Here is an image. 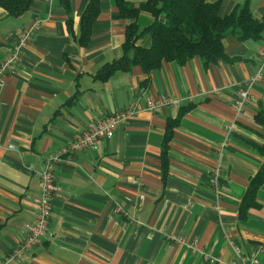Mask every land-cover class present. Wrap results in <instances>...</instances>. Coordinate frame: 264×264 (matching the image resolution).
<instances>
[{"label": "crops", "instance_id": "obj_1", "mask_svg": "<svg viewBox=\"0 0 264 264\" xmlns=\"http://www.w3.org/2000/svg\"><path fill=\"white\" fill-rule=\"evenodd\" d=\"M220 2L221 15L246 0ZM135 7L143 0H130ZM264 18V0H249ZM88 0H71L72 24L60 0H34L11 18L0 8V61L35 19L41 28L7 75L0 100V264H233V241L250 264H264V185L260 207L241 218L252 178L264 165V69L243 111L234 100L261 66L260 40H224L231 61L206 66L196 57L164 63L146 75L139 66L109 81L94 76L122 57L129 21L114 0L101 13L86 46L79 42ZM141 29L152 17L142 13ZM140 45L149 47V37ZM147 81L144 85L143 82ZM157 107L147 109V99ZM164 100V102H163ZM136 105L137 112L97 149L76 150L55 169L49 232L41 245L12 253L35 221L45 161L81 139L100 119ZM190 107L173 130L163 173L167 123ZM221 170L218 192L211 185ZM257 261V263H255Z\"/></svg>", "mask_w": 264, "mask_h": 264}, {"label": "trees", "instance_id": "obj_2", "mask_svg": "<svg viewBox=\"0 0 264 264\" xmlns=\"http://www.w3.org/2000/svg\"><path fill=\"white\" fill-rule=\"evenodd\" d=\"M34 0H0V8L9 17L19 18L30 11ZM102 0H88L80 22L79 42L86 46L91 39L92 28L101 13ZM118 8V17L129 21L126 28L122 57L104 65L94 76L95 80L107 82L116 73H128L139 66L149 75L164 63L175 62L180 66L198 57L208 66L221 61H231L225 54L224 40L233 36L239 42L260 40L264 33V18L256 19L250 11L249 0L238 5L226 16L221 15L220 2L207 0H143L135 7L130 0H114ZM68 15V24H72L71 0H60ZM142 13L149 14L153 23L145 29L138 26L137 20ZM149 37L150 46L140 45L141 40ZM147 81H144L145 85ZM190 107L182 108L175 120L167 123V132L162 145L163 173L167 171V154L172 140L173 130ZM256 123L264 128V111L256 116ZM264 156V146L261 149ZM264 185V165L251 179L245 194L241 218L247 216L251 208L260 207L257 194Z\"/></svg>", "mask_w": 264, "mask_h": 264}, {"label": "built area", "instance_id": "obj_3", "mask_svg": "<svg viewBox=\"0 0 264 264\" xmlns=\"http://www.w3.org/2000/svg\"><path fill=\"white\" fill-rule=\"evenodd\" d=\"M41 28V20L35 19L33 23L20 32L17 40L6 53L5 58L0 61V100L2 91L5 86L4 78L9 74H15L22 58V54L27 46L31 43L34 34ZM261 58V66L257 74L239 90L237 98L234 100V109L237 114H240L245 104L250 97L251 88L261 79L264 69V50L259 52ZM164 102V100H163ZM157 107L156 103L148 98L147 109L154 110ZM137 112L136 105H130L123 111L117 112L104 119L91 124L80 140L69 147L63 148L56 156H50L46 159L44 169L39 174L40 176V196L36 200L38 204V212L35 221L32 224L25 226V237L21 244L12 253L13 258H21L25 251L33 250L36 246L41 245L49 232V223L53 209V199L59 188L56 183L55 169L59 165L64 156L76 150L97 149L103 140H110L114 137L118 128L126 123V121ZM221 170H216L211 179V185L216 192L220 186ZM230 246L236 254L237 260L233 264H250L244 255H242L239 247L229 241ZM257 263V261H255Z\"/></svg>", "mask_w": 264, "mask_h": 264}]
</instances>
